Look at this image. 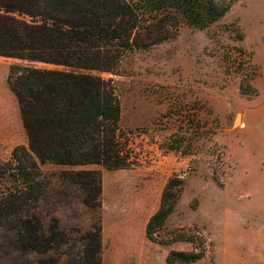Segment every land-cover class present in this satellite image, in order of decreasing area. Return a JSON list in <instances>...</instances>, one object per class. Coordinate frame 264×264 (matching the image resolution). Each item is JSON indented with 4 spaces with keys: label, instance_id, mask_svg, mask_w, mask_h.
Instances as JSON below:
<instances>
[{
    "label": "rangeland",
    "instance_id": "374dc122",
    "mask_svg": "<svg viewBox=\"0 0 264 264\" xmlns=\"http://www.w3.org/2000/svg\"><path fill=\"white\" fill-rule=\"evenodd\" d=\"M168 29V39L132 48L115 71L99 73L115 82L121 141L137 164L108 170L44 162V191L34 213L44 228L55 221L66 232L64 252L100 224L101 241L105 232L128 243H102V264H167L170 250L189 252L192 243L153 242L145 227L160 208L166 183L177 178V202L158 233L166 240L196 235L206 251L196 261L175 264H264V0H236L203 28L180 19ZM16 63L27 64L0 56L6 85ZM10 109L16 114L15 98ZM9 145L0 152V199L14 186L7 168L18 145ZM75 169L100 172L98 197L86 198L61 176ZM13 236L8 226L0 229V264H49L56 256L52 249L20 254L9 245Z\"/></svg>",
    "mask_w": 264,
    "mask_h": 264
},
{
    "label": "trees",
    "instance_id": "16d2710c",
    "mask_svg": "<svg viewBox=\"0 0 264 264\" xmlns=\"http://www.w3.org/2000/svg\"><path fill=\"white\" fill-rule=\"evenodd\" d=\"M234 1L0 0V56L27 63L11 64L7 77L28 139L27 146L12 151L7 171L14 186L0 199V229L8 226L14 231L9 242L14 251L52 249L56 256L49 264H102L100 224L77 238L82 243L75 242L64 252L62 246L69 243L66 232L55 221L44 228L34 213L44 191L40 164H99L108 170L137 164L132 150L121 141L115 82L99 73L115 71L132 48L168 39V27L180 19L195 27L209 26ZM61 176L88 199L100 194L97 170L63 171ZM181 184L177 178L168 180L160 208L145 227L153 242L192 243L189 252L170 250L167 264L193 262L206 251L205 241L197 242L196 235L180 233L166 240L158 233L174 209Z\"/></svg>",
    "mask_w": 264,
    "mask_h": 264
},
{
    "label": "crops",
    "instance_id": "0c3cea01",
    "mask_svg": "<svg viewBox=\"0 0 264 264\" xmlns=\"http://www.w3.org/2000/svg\"><path fill=\"white\" fill-rule=\"evenodd\" d=\"M14 98L16 99L17 102L16 114L10 109ZM12 112L14 113L13 116L11 115ZM25 141L28 142V139L22 124L17 98L10 89L8 83L6 85V82H4V80L0 78V152L3 151L1 147L4 144L7 145L10 144L9 146L12 148L15 145H18ZM83 166H74V167H83ZM121 236L122 235L119 236V239L121 238L123 240L117 243L115 242L116 240H114L113 234L107 235L105 232L104 233L102 232V243L103 245L109 243L111 244V246L112 245L119 247L121 246V248L128 246V243H126L127 239L124 236H122L123 238Z\"/></svg>",
    "mask_w": 264,
    "mask_h": 264
},
{
    "label": "water",
    "instance_id": "95a60500",
    "mask_svg": "<svg viewBox=\"0 0 264 264\" xmlns=\"http://www.w3.org/2000/svg\"><path fill=\"white\" fill-rule=\"evenodd\" d=\"M238 117H239V116H237L236 122L238 121Z\"/></svg>",
    "mask_w": 264,
    "mask_h": 264
}]
</instances>
